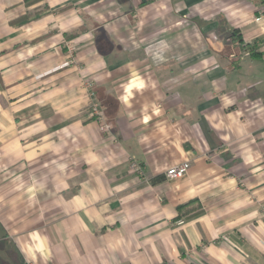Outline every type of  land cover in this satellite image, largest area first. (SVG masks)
Listing matches in <instances>:
<instances>
[{"label": "crops", "instance_id": "crops-1", "mask_svg": "<svg viewBox=\"0 0 264 264\" xmlns=\"http://www.w3.org/2000/svg\"><path fill=\"white\" fill-rule=\"evenodd\" d=\"M106 262L264 264V9L249 0H0V264Z\"/></svg>", "mask_w": 264, "mask_h": 264}, {"label": "trees", "instance_id": "trees-1", "mask_svg": "<svg viewBox=\"0 0 264 264\" xmlns=\"http://www.w3.org/2000/svg\"><path fill=\"white\" fill-rule=\"evenodd\" d=\"M251 3L259 6L260 8L264 9V0H249ZM229 40V45L233 46L239 50H241L242 52H246V50H249L250 45H245L244 41L242 39V35L239 33L238 30H233L232 34H230L228 37ZM252 54L251 56L253 57H258L261 56V53H257V52H252L250 51ZM241 60V59H239ZM178 211H180V217L182 218L184 215L187 216V218H190L196 214H199V205H198V201L193 200L190 203L186 204V205H182L180 207H178ZM182 213V214H181Z\"/></svg>", "mask_w": 264, "mask_h": 264}, {"label": "built area", "instance_id": "built-area-1", "mask_svg": "<svg viewBox=\"0 0 264 264\" xmlns=\"http://www.w3.org/2000/svg\"><path fill=\"white\" fill-rule=\"evenodd\" d=\"M91 117L95 121L99 122L102 130L107 131L109 129L108 125L104 121V112L101 108V105L97 102L91 103ZM132 168L137 171H141L140 166L136 163L132 164ZM190 168V162H184L180 165L169 168L166 172V177L170 181L184 179L188 175Z\"/></svg>", "mask_w": 264, "mask_h": 264}, {"label": "clouds", "instance_id": "clouds-1", "mask_svg": "<svg viewBox=\"0 0 264 264\" xmlns=\"http://www.w3.org/2000/svg\"><path fill=\"white\" fill-rule=\"evenodd\" d=\"M60 167H61V169H63V167H65V166L61 165ZM29 191H31V189ZM32 239L37 241L35 251L43 253L45 251V244L47 242V237H41L39 234H33ZM106 264H107V262H106Z\"/></svg>", "mask_w": 264, "mask_h": 264}, {"label": "rangeland", "instance_id": "rangeland-1", "mask_svg": "<svg viewBox=\"0 0 264 264\" xmlns=\"http://www.w3.org/2000/svg\"><path fill=\"white\" fill-rule=\"evenodd\" d=\"M228 43H229V40H228Z\"/></svg>", "mask_w": 264, "mask_h": 264}]
</instances>
